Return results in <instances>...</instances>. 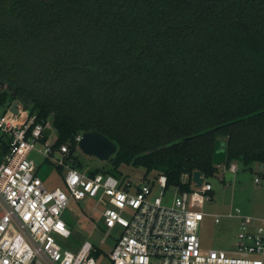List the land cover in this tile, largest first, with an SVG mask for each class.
I'll return each mask as SVG.
<instances>
[{
	"label": "trees",
	"instance_id": "1",
	"mask_svg": "<svg viewBox=\"0 0 264 264\" xmlns=\"http://www.w3.org/2000/svg\"><path fill=\"white\" fill-rule=\"evenodd\" d=\"M0 85L51 120L72 167L97 131L117 151L90 175L131 165L190 191L220 137L226 165L264 166V0H0Z\"/></svg>",
	"mask_w": 264,
	"mask_h": 264
},
{
	"label": "built area",
	"instance_id": "2",
	"mask_svg": "<svg viewBox=\"0 0 264 264\" xmlns=\"http://www.w3.org/2000/svg\"><path fill=\"white\" fill-rule=\"evenodd\" d=\"M17 112L0 117V141L7 150L0 160V264H96L95 246L83 242L76 250L62 249L55 236L68 238L71 231L61 218L71 201L94 200L107 228L120 227L109 253V264H264V216L256 220L235 209L226 215L239 219L238 245L229 250L203 249L198 237L200 210L211 200L212 186L201 174V184L180 191L164 204L166 178L158 176L159 195L142 184L132 187L124 178L111 174L90 175L74 168L66 159V144L57 149V135L50 119L36 122L35 115L17 103ZM55 134L52 144L47 143ZM80 135L76 137L78 142ZM37 141L44 149L35 148ZM37 152L66 170L65 190H49L35 175L30 154ZM237 171V163L228 164ZM264 179L255 176L254 182ZM127 215V217L124 216ZM215 222L219 218L215 216ZM98 249V248H96Z\"/></svg>",
	"mask_w": 264,
	"mask_h": 264
},
{
	"label": "rangeland",
	"instance_id": "3",
	"mask_svg": "<svg viewBox=\"0 0 264 264\" xmlns=\"http://www.w3.org/2000/svg\"><path fill=\"white\" fill-rule=\"evenodd\" d=\"M3 114H11L10 107L7 103H0V117ZM55 134L46 140L52 144ZM35 148L38 151L44 149L43 143L37 141ZM79 161L83 164L84 169H103L106 170L109 164L100 161L97 158L89 157L79 151L77 153ZM30 158L36 165L35 175H37L49 190L60 188L65 190L63 177L66 170H57L55 164L44 161V157L32 152ZM217 173L214 177L205 178L212 186L209 193L211 200L205 202L200 209L204 213L203 220L199 222L198 237L200 238L203 249H217L229 251L235 248L239 241L237 234L239 232V219L226 217L227 214L239 209L241 215L255 219V225L264 216V179L260 183H255V176H261L264 173V166L253 163L249 166L237 163V171L232 173L228 171V165L225 164V141L223 138L218 139V148L215 155ZM120 175L118 178L128 180L132 187L142 184H148L152 187V194L159 195L160 188L156 184L155 172L145 176L144 168H135L131 165H121ZM186 181V177L181 178ZM153 181V183L151 182ZM191 188L196 186L191 183ZM178 194L175 187H168L165 190L163 198L164 204H169ZM94 200L85 199L84 201H71L61 218L66 222L71 231L68 238L55 236L57 243L62 249L76 250L83 242L88 241L90 244L100 250L99 255L95 256L96 264H109V253L113 247L114 240L117 238L121 228L116 226L107 228L103 225L102 217L93 209ZM127 217L126 214H124ZM215 216L219 222H215Z\"/></svg>",
	"mask_w": 264,
	"mask_h": 264
},
{
	"label": "water",
	"instance_id": "4",
	"mask_svg": "<svg viewBox=\"0 0 264 264\" xmlns=\"http://www.w3.org/2000/svg\"><path fill=\"white\" fill-rule=\"evenodd\" d=\"M16 106L17 103L13 102L10 106V112L16 113ZM23 109L26 108L23 107ZM77 146L85 155L97 158L100 161H107L117 151L116 143L97 131L83 132L80 135ZM192 182L197 186L201 184V173L199 171H195L192 174Z\"/></svg>",
	"mask_w": 264,
	"mask_h": 264
}]
</instances>
